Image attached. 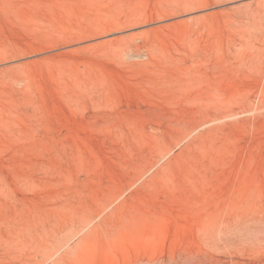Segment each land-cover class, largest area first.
<instances>
[{
    "label": "rangeland",
    "instance_id": "374dc122",
    "mask_svg": "<svg viewBox=\"0 0 264 264\" xmlns=\"http://www.w3.org/2000/svg\"><path fill=\"white\" fill-rule=\"evenodd\" d=\"M0 264H264V0H0Z\"/></svg>",
    "mask_w": 264,
    "mask_h": 264
},
{
    "label": "bare ground",
    "instance_id": "6f19581e",
    "mask_svg": "<svg viewBox=\"0 0 264 264\" xmlns=\"http://www.w3.org/2000/svg\"><path fill=\"white\" fill-rule=\"evenodd\" d=\"M163 16H167V14H163ZM150 20H151L150 18H147L146 20H143L140 16L139 17L134 16L132 18H129V19L125 20L126 21L125 23H127V25L130 24V23L131 24H139L140 22H149ZM125 23H124V25H125ZM121 25H123V23L121 21H117V22L113 23L112 25H107V26H103L101 28L92 29L89 32L84 33V34L78 36L77 38H75V39H73L71 41L74 42V40H82V39H86V38L89 39V38H91L93 36L95 37L96 35L99 36V34H101L103 32H109V31H112L113 29H117L118 30V28ZM71 41L69 43H71Z\"/></svg>",
    "mask_w": 264,
    "mask_h": 264
}]
</instances>
